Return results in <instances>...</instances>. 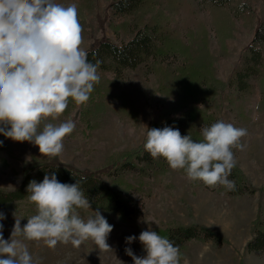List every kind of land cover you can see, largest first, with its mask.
Listing matches in <instances>:
<instances>
[{"label": "trees", "instance_id": "trees-1", "mask_svg": "<svg viewBox=\"0 0 264 264\" xmlns=\"http://www.w3.org/2000/svg\"><path fill=\"white\" fill-rule=\"evenodd\" d=\"M78 1L82 8L78 10L82 36H91L89 24L83 17V8L96 12L99 0ZM199 3L210 12L209 23L218 41L216 48H212L206 21L200 17ZM106 6L125 17L119 25L111 24L113 30L121 32L123 41L119 44L102 38L85 51L90 62L95 64L100 61L99 76L113 73L115 79H120L125 78L126 73L136 71L141 80L150 74L154 75L158 85L153 95H176L175 102L168 109L155 115L152 97L147 96L143 85L138 87L137 95L143 99L142 118L149 124L147 131L172 127L178 129L182 136L190 134L193 140H202L200 129L203 126L220 120L227 122L223 97L231 94L232 86L243 95L250 94L257 87L261 95L259 106L264 114V0H160L158 3L157 0H107ZM167 11L183 13L181 20L190 19L185 36H180L178 28L169 26L165 15ZM238 19L245 26L255 24V33L251 43L241 52V62L234 67L228 81H222L216 77V64L227 57L226 41L239 29ZM106 95L100 81L94 86L86 104L76 105L69 100L67 109H79L82 117L88 119V116L98 114V108L105 106ZM118 111L127 120H137L138 110L125 96H122ZM146 140L147 137L136 148L107 156L96 171H80L60 163L56 158L32 157L24 163L21 183L11 190L0 189V212L24 200L29 195L27 187L31 181L42 182L45 175L50 177L55 174L58 181L64 184L80 181L81 190L92 209H99L108 218L135 223L141 211L138 195L151 193L154 181L149 178L156 180L159 171L168 164L163 157L153 159L145 151ZM7 147V144H0V153ZM3 163L7 164L5 160ZM228 179L235 181V190L221 185L209 187L201 181H191V186L203 184L234 196L243 195L247 189L250 194L258 192L260 208L264 200V185L259 189L253 187L237 164ZM260 212L247 249L264 253V215ZM154 231L179 247L181 259L191 241L200 235L217 244L228 243L220 233L197 223L172 222Z\"/></svg>", "mask_w": 264, "mask_h": 264}, {"label": "rangeland", "instance_id": "rangeland-1", "mask_svg": "<svg viewBox=\"0 0 264 264\" xmlns=\"http://www.w3.org/2000/svg\"><path fill=\"white\" fill-rule=\"evenodd\" d=\"M159 1L157 0V3ZM57 3L66 6L75 4L79 11L82 10L78 0H57ZM106 3L107 0H99L96 12L83 8V17L92 33L91 36H82L81 47L84 51L102 38L112 39L119 44L123 41L121 32L113 30L111 24L119 25L125 17L107 9ZM198 8L200 17L205 19L209 29L212 48H216L218 41L209 23L210 12L203 4L199 3ZM165 15L168 17L169 26L178 28L180 36H185L190 19L181 20L183 13L167 11ZM237 27L239 29L226 41L227 57L216 64V77L222 81H228L234 67L241 62V52L251 43L256 29L255 24L245 26L240 19L237 20ZM113 79V73L100 75V81L108 95L105 96V106L98 108L96 116L91 115L85 119L81 110L66 109V115L51 121L59 124L71 118L76 123L74 132L65 137L64 150L59 157L43 156L33 143L15 142L0 134V144L8 146V149L0 153V189L16 188L24 177V163L32 157L56 158L60 163L80 171H96L104 164L107 156L141 145L147 137L149 124L142 118L143 99L141 95H137L138 87L143 85L147 96L152 97L155 115L168 109L175 102L176 95H153L158 88L154 75L146 74L140 80V75L133 71L126 73L125 78L115 79L114 82ZM230 89L231 94L223 97L226 107H222L226 111L225 119L228 123L247 130V135L241 140V143L246 145L245 149L241 151L234 148L236 164L251 185L259 189L264 185V114L259 106L261 95L257 87L248 95H243L233 86ZM122 96L127 97L138 110L137 120H127L118 111ZM152 178H149L154 181L151 193L138 195L141 211L135 223L108 218L100 212L113 226L107 240L111 251H101L91 239L79 248L73 247L71 243H61L55 249H49L43 241H25L34 260L37 264H134L125 249L131 248L138 257L146 256L139 241L142 231L149 228L154 231L172 222H180L206 225L228 240V243L217 244L200 235L195 241H191L180 264H185V260L187 264H264V253L247 249V243L254 236L253 227L259 211L264 215V200L259 208L258 192L250 194L247 189L243 195L234 196L203 184L192 187L183 170H173L168 164L159 171L156 180ZM78 211L82 218L87 219L93 216V211L96 210L91 208ZM3 213L6 216V219L0 222L3 224V237L10 240L15 224L14 213L18 219H22L23 228L27 224V217L36 214V206L25 198L4 209ZM129 236H135L137 239L127 244L126 238Z\"/></svg>", "mask_w": 264, "mask_h": 264}, {"label": "clouds", "instance_id": "clouds-1", "mask_svg": "<svg viewBox=\"0 0 264 264\" xmlns=\"http://www.w3.org/2000/svg\"><path fill=\"white\" fill-rule=\"evenodd\" d=\"M82 32L75 4L0 0V134L33 143L43 156L62 155L63 141L76 123L71 118L59 124L51 121L65 112L69 100L86 104L100 82V61L88 60ZM200 131L202 140L195 141L176 128L148 129L144 149L153 159L163 157L171 169L183 170L190 181L235 190V181L228 179L236 165L233 149H245L241 140L247 130L220 120ZM27 191L36 214L27 217L22 228V219L14 213L10 240L4 239L0 223V264H37L25 241H43L55 249L61 243L79 248L91 239L101 251H111L107 240L113 226L99 209L87 219L78 211L91 209L80 181L64 184L55 174L45 175L42 182L31 181ZM4 219L0 212V221ZM136 239L129 236L126 243ZM139 241L146 256L125 249L134 264H180L179 247L151 228L141 232Z\"/></svg>", "mask_w": 264, "mask_h": 264}]
</instances>
